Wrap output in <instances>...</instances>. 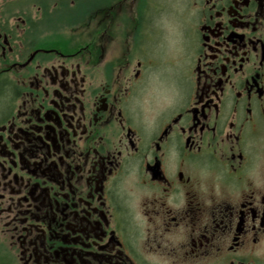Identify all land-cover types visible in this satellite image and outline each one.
<instances>
[{"label":"flooded vegetation","instance_id":"1","mask_svg":"<svg viewBox=\"0 0 264 264\" xmlns=\"http://www.w3.org/2000/svg\"><path fill=\"white\" fill-rule=\"evenodd\" d=\"M0 264H264V0H0Z\"/></svg>","mask_w":264,"mask_h":264}]
</instances>
